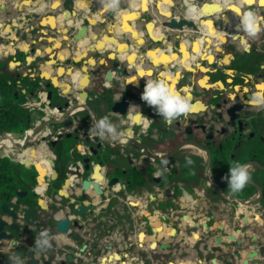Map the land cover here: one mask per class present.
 <instances>
[{"label":"flooded vegetation","instance_id":"1","mask_svg":"<svg viewBox=\"0 0 264 264\" xmlns=\"http://www.w3.org/2000/svg\"><path fill=\"white\" fill-rule=\"evenodd\" d=\"M139 1L143 7L149 2ZM257 2L177 0L170 9L175 22L197 27L167 35L171 22L163 17L161 31L156 28L168 43L159 42L171 43L176 59L167 67L150 61L142 72L133 68L126 76L121 75L126 67H118L119 78L109 86L91 75L79 91L86 92L85 100L69 98L66 88L48 87L41 72L18 73L20 88L24 78L34 76L27 77L33 84L31 108L27 100L21 104L31 113L11 123L9 131L0 129V141L7 138L14 153L34 146L47 156L27 165L0 146V219L5 220L2 226L8 222L12 227L5 229L0 242V264H166L178 250L164 253L163 235L168 228L176 229L175 237L182 232L181 224H189L185 214L193 222L190 214H264V196L257 187L264 181V106L252 103L257 93H264L259 87L264 85V5ZM17 5L37 8L31 1ZM250 6L261 29L255 36L240 25ZM208 21L216 34L202 29L211 31ZM181 41L189 43L187 58ZM194 42H200L199 49H194ZM8 46L0 43L2 51ZM135 76L138 85L130 82ZM157 77L191 102L190 111L171 124L141 99L146 79ZM48 91L53 92L51 101ZM78 101L83 105L63 117L53 138L44 139L62 113L54 112L56 106ZM115 103L119 105L113 110ZM105 117L111 133L97 129V121ZM38 127L25 145L20 142ZM236 162L248 166L250 179L233 192L225 177ZM250 202L256 203L248 206ZM41 232L48 234L50 246L37 247Z\"/></svg>","mask_w":264,"mask_h":264},{"label":"crops","instance_id":"2","mask_svg":"<svg viewBox=\"0 0 264 264\" xmlns=\"http://www.w3.org/2000/svg\"><path fill=\"white\" fill-rule=\"evenodd\" d=\"M61 1V0H55ZM94 0L90 1H83V0H71L70 7L66 6L65 3H60V7L55 10L53 4H49L46 0H44V5L37 9L38 12H43L44 8H49L45 16H51L54 20L56 25L59 26H67L68 23L65 22L62 18L63 10L65 8H73L75 6L77 10V14L85 16H93L99 18L100 15L93 9L94 5L92 4ZM95 0V4H96ZM164 0H154V3L147 2V7H143L140 4H133L131 0H122V2L115 8H111L110 11H115V15L110 17L107 14L108 20L106 23H99L94 27H91L86 21L79 19L76 16L75 26L72 28L70 33L64 32H55L53 30H49V33L46 34L47 30H43L39 27V20L34 21V10H28L27 8L24 9V12H20L18 7H16V14L8 15L7 17H11L12 24L16 21V25L13 24V29H9L6 31V26L4 24H0V28L4 32H8L7 35L16 39V43L14 45H9L10 48H15L13 55V60L22 61V64L14 69H17L19 74H24L26 72H41L42 74H47L49 78L56 76V71L59 66H63L66 69L65 75L63 77L58 78V88L59 91L61 89L66 88L69 94V98L76 99L80 90L86 87V83H89L91 80L90 76L94 75L95 80H99L100 84L104 86H109L113 83V81L117 80L119 77L116 76L115 68L113 67V63L115 60L113 56H118L122 59H128V61L135 60V56L137 55L136 49L139 48V63L143 66H148L151 60L150 57L147 56V49L149 48H159L164 50V53L169 56L171 55V60L173 57L176 59V53H173V49L171 48V43L168 46H163L159 40H154L148 33L147 24L149 21L156 22L157 29L161 31L163 26V16L161 14L170 13L171 5L169 8L165 7V13L159 10L158 6L156 5ZM172 1V0H171ZM21 2V0H17V3ZM66 2V1H65ZM109 0H104L101 3H97L95 7L99 8L102 4H108ZM16 5V4H15ZM89 5V6H88ZM18 6V5H17ZM36 7H38L36 5ZM146 9H149L146 11ZM215 10V8H214ZM19 11V13H18ZM32 11V12H29ZM172 11V10H171ZM152 14V19L145 20L144 16L146 13ZM18 14V15H17ZM24 15V16H23ZM44 16V15H43ZM143 17V18H142ZM79 19V20H78ZM144 20V21H143ZM31 24H29V22ZM53 21V20H52ZM209 22V23H208ZM207 25L211 27V31H208L205 26H202V29L205 33L208 34H216V29L213 27L212 23L208 21ZM178 25L176 27L180 28V31L185 29V23L177 22ZM33 27H36L37 35H33L31 30ZM168 33L174 34L177 33V30H168V26H166ZM175 27V26H171ZM143 30V33H142ZM13 35V36H12ZM19 36V37H18ZM13 40V38H11ZM11 40V41H12ZM121 43V49H119V44ZM124 43V44H123ZM127 43V44H126ZM4 45H8L5 43H1ZM194 49H199L200 42L192 43ZM49 46H53L56 49L57 55L60 57L58 62L51 61L49 54L46 53V48ZM57 46V47H55ZM29 49L28 51L26 49ZM36 49V53L32 52V49ZM6 50V49H5ZM3 50V51H5ZM189 52V43L185 42L182 46V51ZM186 54V53H185ZM4 56V55H3ZM29 56L32 60H27ZM82 56L84 58L82 61L76 63V57ZM92 57L96 60V64H88L86 63L87 58ZM188 56H185L187 58ZM46 62V63H45ZM189 66V62L183 61ZM161 64V63H159ZM123 66V65H122ZM120 66V67H122ZM169 66V64L165 65V67ZM83 67H86L83 69ZM100 69V75H95V71ZM13 70V69H12ZM114 71V72H112ZM113 75V78L110 80V76ZM58 75V74H57ZM33 78V73L30 76ZM26 77V78H27ZM74 77L75 79H73ZM98 78V79H97ZM48 79L45 82H49ZM98 82V81H97ZM75 83V85H73ZM27 92V91H26ZM28 91L27 95L28 98L26 99V106H30L31 108V94ZM84 92V91H83ZM42 100L46 98V92H41ZM76 112V109L72 110ZM140 116H136V121L140 122ZM3 143H7L3 141ZM67 146L68 144L65 143ZM44 147V146H43ZM76 147V145L74 146ZM30 149V147H29ZM36 149L34 146H31V150ZM40 149H36V153L38 155ZM46 154L41 155L39 158L40 161H43L41 157L46 159ZM192 219H194L196 223V227L192 228V231H202L199 224L204 223V221H208L211 223V228L213 230H218V227L223 225L226 230V234H236L237 238H242L243 233H239L236 229L241 226H246V230L249 232L247 235V241L253 237L257 236L259 247L264 250V214H214L212 217L208 214H190ZM245 215L249 219V225L244 222V218L242 216ZM212 218L213 220H210ZM191 218H188L190 221ZM182 232H180L175 238H171V241H175L177 243V247L174 249L178 250V255L174 256V260L172 262H167L166 264H211V260L213 257H217L218 264H223L224 259L222 256L218 257L217 255L209 253V255L199 254L198 245L195 244V241L192 239V235L194 232H190L189 236L186 235L184 232L185 228L190 226V224H185L184 222L181 224ZM170 228L166 229V232H169ZM216 233L221 234L220 231H216ZM215 233V234H216ZM167 240V237L164 239ZM215 245V244H214ZM213 246V244H210ZM253 247V246H252ZM255 249L254 247L251 248ZM169 252V251H168ZM246 255V251H245ZM244 255V256H245ZM173 257V256H172ZM230 260H232L230 258ZM234 264H243V260H239L235 257Z\"/></svg>","mask_w":264,"mask_h":264},{"label":"water","instance_id":"3","mask_svg":"<svg viewBox=\"0 0 264 264\" xmlns=\"http://www.w3.org/2000/svg\"><path fill=\"white\" fill-rule=\"evenodd\" d=\"M24 1L35 2V3H37L36 5L38 6L37 9H42V8H40L42 6V0H24ZM83 1H90V0H83ZM103 1L104 0H98V1H96V4H95V0H94L92 3L94 5L93 9H95V11H97V13L100 15L99 18H96L93 16H85L84 17L83 15L78 16L77 10H76L75 6H73V8H71V9L65 8L63 10L62 18H64L63 20L68 23L67 26L63 27V26L56 25V23H55L56 19L54 20L51 17L53 15H47V17L46 16L39 17L40 18V20H39L40 26L39 27H41L43 30H47L46 34L49 33V30H53L55 32H60V33L61 32L70 33L72 28L75 26V23H77L75 20L76 16H78L79 19L83 18V20L86 21L88 24H90L91 27H94L99 23H106V21L108 20V18H107V14H109L108 12H110L109 16L113 17L115 15V13H114L115 11H113V10L110 11L111 8L106 7L107 4H102L99 8L95 7L97 5V3H101ZM121 2H122V0H117L118 5ZM150 2L154 3L153 0H151ZM175 4H176V1L172 0L171 7L175 6ZM156 5L158 6L159 2ZM16 6H17V3H16ZM24 6L25 7H23V9H21L19 6H17L18 9L20 10V12H24V9L27 8V5H24ZM60 6H61L60 4L57 5V7H55V10L58 9ZM37 9L34 10L35 14H38ZM44 9H46V8H44ZM148 10L149 9H146V11H148ZM248 10L253 12L254 8L252 6H250V7H248ZM161 15L164 18H167L168 20H170V22H173V20L175 19L174 14L171 10H170L169 15H166V14H161ZM179 21H181V20L179 19ZM16 23H17L16 21L13 22L14 25H16ZM221 23L222 22H220V21L218 22V24H221ZM167 24H168L167 25L168 30H177V31L180 30V28H178L176 26L171 27V23H169V22H167ZM194 27H197V26H194V24H193V25H190V26L185 27V28H194ZM10 29H12V28H10ZM33 29H37V28L33 27L32 30ZM4 42H5L4 40L1 41V43H4ZM184 43H185L184 41H181V43H180V45H181L180 50L181 51H182V46L184 45ZM120 45L121 44H119V47H120ZM36 51H37L36 49H34V48L32 49V52L36 53ZM10 53L14 54L15 51L10 52ZM46 53L49 54L50 56L53 55V57L55 59L59 60L57 58L56 49L54 47L50 46V47L46 48ZM189 53H190V51L188 52V50L183 52L184 58H185V55H189ZM135 58L136 59L132 60V61H128V59H127L126 63L123 64L126 67V70H125L126 72L130 73V71L133 70V68H135L138 71H141V70H139L140 65L138 64L139 54H137L135 56ZM83 59L84 58H82V56H77L75 62L78 63V62L82 61ZM27 60H31L30 56ZM128 62H130V63H128ZM86 63H88V64L90 63V64L94 65V64H96V60L92 57H89V58H87ZM21 64H22V61H18V60H11L10 61V66H13V68L18 67ZM113 66L117 68L119 65H118V63L115 62L113 64ZM85 68L86 67H83V69H85ZM59 69H62L63 72L59 73ZM142 69H143V67H142ZM65 72H66L65 67L59 66L58 70L56 71V76L49 78L47 76V74L45 73V74L41 75V78H42V81H47L48 79H50L48 84H47L48 87H50L51 85L58 87V81L57 80H58L59 76L65 75ZM27 74L28 73H24V76H26ZM41 84H43V83H41ZM67 92H68L67 90H64V94ZM221 96L222 95L219 94V95H216L215 98H220ZM0 97H1V95H0ZM52 98H53V92L48 91L47 99L51 101ZM231 101H234V100H231ZM83 103L78 101V102H66L64 105L58 104L56 106V110H57V112H62V113H61L59 118H56L55 120L52 121V123L49 126V130H51V131L48 133V135L44 136V139L53 138L54 134L56 133V126H58L59 124H61L63 122V117L71 116L70 114H71V112H73L72 110H74V109L78 110L83 105ZM118 105H119V103H115L112 106V109L116 110ZM233 108H234V104H232V106H231V109H233ZM124 112L125 111L122 110L121 113H124ZM39 130H40V127L28 131L27 133H25L23 139L20 142H23V144L25 145L26 142H28ZM61 136H62V134H59L58 138H61ZM262 170H264V168H262ZM78 177H80V173H78ZM99 178L101 179L102 177H99ZM257 187L260 190V193L262 194V196H264V181L262 182V184H259ZM255 203L256 202H250V203H248V206H254ZM188 218H189L188 214H185L183 216V219L185 221H188ZM242 218H244V222H246V224L249 225V223H250L249 219L245 215H243ZM3 220H2V218L0 219V242L4 241V239H5V236H6L5 229L8 228L9 230H12V227L8 224V222H5L4 226H2ZM189 224H190V227L187 230H185L183 233H185L186 235L189 236L190 232H194L192 235V239L195 241V244L198 245L199 254L205 253L206 255H209V253L211 252V254L217 255L218 257L222 256L224 259L223 264H234L235 257L239 260H243V264H264V250L261 248H258L259 242H258L257 236L251 237L248 241L246 240L247 239L246 237L249 234V232L246 230V226H241V227H238L236 229L239 233H243L242 238H237L235 233L234 234H226V230H225V227L223 225L219 226L218 230H213L211 228L212 225H210L209 220L204 221V223H202V224H199V226L202 229L201 232L200 231L198 232L196 230L191 231L192 230V229H190L191 227L192 228L196 227L195 222L190 220ZM158 231H159V229H154V232H158ZM216 231H220L221 234L216 233ZM176 232H177L176 229L171 228L170 232H166L163 235V239H165L167 237V240H164L162 245H161V249L164 251V253L168 254V253L174 252L175 249L173 246V242L170 239L175 237ZM210 244H213V246H210ZM252 246L255 249L251 250V248H253ZM152 247H154V245H152ZM245 251H246V255H245ZM173 258H174V255H173ZM230 258L232 260H230ZM211 264H218V259L216 256L212 258Z\"/></svg>","mask_w":264,"mask_h":264},{"label":"clouds","instance_id":"4","mask_svg":"<svg viewBox=\"0 0 264 264\" xmlns=\"http://www.w3.org/2000/svg\"><path fill=\"white\" fill-rule=\"evenodd\" d=\"M116 6L117 0H109L106 5V7L110 8H115ZM240 25L249 36H255L261 30L259 18L251 11L241 17ZM141 99L148 105L154 106L159 115L168 124H171L178 117L186 115L191 109L189 98L182 95L177 89L170 86L166 79L161 77L146 79ZM252 103L257 106H264V93H257L252 98ZM97 129L101 132L107 131L111 133L113 131L106 117L97 121ZM187 162L191 164L192 160L189 158ZM225 179L228 187L233 192L242 190L250 179L248 166L244 163L236 162L229 167V172ZM36 245L39 248L50 246L48 234L41 232Z\"/></svg>","mask_w":264,"mask_h":264},{"label":"bare ground","instance_id":"5","mask_svg":"<svg viewBox=\"0 0 264 264\" xmlns=\"http://www.w3.org/2000/svg\"><path fill=\"white\" fill-rule=\"evenodd\" d=\"M137 1H139V0H131V2H133V4H141V2L139 1V2H137ZM142 2H145V1H143V0H141ZM149 1V0H148ZM151 1V0H150ZM149 1V2H150ZM255 0H251V2H254ZM153 2H154V0H153ZM247 2L248 3H251V2H249V0H247ZM258 2H259V4H261V5H264V4H262L261 3V0H258ZM257 2V3H258ZM4 3V0H0V6L1 7H3V4ZM34 4H35V6H36V4L37 3H35L34 2ZM172 4V1L171 0H164V1H162L161 3H160V5H158V8H159V10H162V12L165 10V7L167 6L168 8H169V5H171ZM215 4L217 5V6H219L220 4L218 3V1H216L215 2ZM42 5H44V0H42ZM57 5H59V1H56L55 3H54V7H57ZM142 6V5H141ZM160 7H161V9H160ZM195 6H191V9H193ZM236 10H238V7L237 8H235ZM234 10V9H233ZM165 12V11H164ZM202 12H204L205 13V9H203L202 10ZM165 13H167V12H165ZM232 13V12H231ZM231 13L229 14V20H230V17H231ZM233 16V15H232ZM239 20V19H238ZM171 25L172 26H176V25H178V23H176L175 22V20H173V22H171ZM147 28H148V33H149V35L151 36V38L152 39H154V40H162L164 43H168L167 42V40L165 39V37H164V34H162V33H160V32H156V25H154V24H147ZM142 33H143V30H142ZM13 36V35H12ZM121 44V43H120ZM8 46V45H7ZM50 47V46H49ZM51 47H53V46H51ZM55 47H57V46H55ZM119 49H121V46L119 47ZM139 48H137L136 49V54H138L139 52H140V49L138 50ZM27 51L29 50L28 48L26 49ZM147 50H149V51H147V56L148 57H150L151 58V60H153V62L156 64V65H158L159 63H162L164 66L167 64H169V62L171 61V59H170V57H171V55H169V56H167L165 53H164V50H161V49H159V48H157V49H155V48H149V49H147ZM2 48L0 47V56L2 57L3 55L5 56L6 54H10V52H14V48L12 47V48H10L9 46L6 48V50L5 51H2ZM56 55H57V53H56ZM49 57H50V60L51 61H57L58 62V60L57 59H55L54 57H53V55H49ZM57 58L59 59L60 57L57 55ZM30 59L32 60V58L30 57ZM113 59L115 60V62L116 63H118V67H120V66H122L124 63H126V60L127 59H122V58H119L118 56H113ZM136 59V58H135ZM114 64V63H113ZM9 65H10V63H9ZM139 65H140V69L139 70H143L142 69V67H143V65H141V63H139ZM124 66V65H123ZM10 67H12L13 68V66H10ZM114 67V66H113ZM117 67V68H118ZM115 69V71H116V67H114ZM57 70H58V68H57ZM66 70V69H65ZM63 72V70L62 69H59V73H62ZM112 72H114V71H112ZM140 72H142V71H140ZM127 73L128 72H125V71H123V70H121V75L122 76H126L127 75ZM112 74V73H111ZM113 75L114 74H112L111 76H110V80L113 78ZM64 76V75H63ZM63 76H59V77H63ZM73 79H75L74 77H72ZM129 80V78H127V81ZM130 82H132L133 84H136V85H138L139 84V82H138V78L135 76V77H131L130 78ZM73 85H75V83H73ZM76 96H78V98H81V99H83V100H85L86 99V92H83L82 91V93H78V95H76ZM84 97V98H83ZM54 112H57V110H55ZM3 141H5V142H7V143H3ZM10 144V145H9ZM0 146H4L5 147V149H6V151L7 150H10V152H11V149L13 148L12 146H13V144H11L10 143V141L8 140V139H2V141H0ZM6 147H8V148H6ZM12 154H10L13 158H17L18 160H21V161H23L25 164H32L33 162H35L36 161V156L37 157H40L41 155H44V153H45V151L44 150H42V148H40V151H39V153H38V155H37V153H36V149L34 150V149H32L31 150V146H30V149H27L26 151H24L23 153H17V155H16V153H14V152H11ZM32 156V157H31ZM29 157H31L30 159H27V158H29ZM41 159L42 160H46L45 158H43V157H41ZM215 184V183H214ZM189 199V198H188ZM187 203V202H186ZM186 203H183L184 205H186ZM246 205V204H245ZM242 206V205H241ZM246 209V208H245Z\"/></svg>","mask_w":264,"mask_h":264},{"label":"trees","instance_id":"6","mask_svg":"<svg viewBox=\"0 0 264 264\" xmlns=\"http://www.w3.org/2000/svg\"><path fill=\"white\" fill-rule=\"evenodd\" d=\"M13 57L11 54L0 56V95L2 98L1 102H3L0 103V129L6 131L11 129V126H9L11 123L25 120L31 113L29 109L21 107V104L26 101V95L28 91L32 90L33 84L28 78H24L22 82L25 86L22 85L20 88L19 84L21 80L18 71L9 65ZM24 88L27 90L25 93L22 90ZM7 153L12 154L10 150H7ZM36 158L39 162L44 161H40L37 156Z\"/></svg>","mask_w":264,"mask_h":264},{"label":"rangeland","instance_id":"7","mask_svg":"<svg viewBox=\"0 0 264 264\" xmlns=\"http://www.w3.org/2000/svg\"><path fill=\"white\" fill-rule=\"evenodd\" d=\"M49 4H53L54 5V3H55V0H46ZM66 1V2H65ZM71 0H61V1H59V4L60 3H65L66 4V6H68V7H70V6H72L71 5V2H70ZM176 2H177V0H176ZM17 3V0H4V3L2 4L3 5V7H1L0 6V24H4V25H6L7 27H6V31L8 30L9 31V29L10 28H12L13 30H14V26H13V24H12V19H11V17H7L8 15H13V14H16L17 13V11H16V4ZM23 7H25V6H23ZM54 7V6H53ZM23 9V8H22ZM48 9L49 8H46L45 10H43V12H38V14H35L34 13V21H36V20H38L39 19V17H41V16H45V14L47 13V11H48ZM29 12H32V11H29ZM18 13H19V11H18ZM153 14V13H152ZM151 14V15H152ZM18 15V14H17ZM24 16V15H23ZM153 16V15H152ZM151 16H149V14L148 13H146L145 14V16H144V18L146 19H152V18H150ZM143 18V17H142ZM144 21V20H143ZM31 22L32 21H30L29 22V24H31ZM30 31V33L32 32L33 33V35H37V31H36V29H31V30H29ZM7 33L8 32H4L1 28H0V43H1V41L2 40H4L5 42V44H8V45H14L15 43H16V39L14 38V36L13 37H10V35H7ZM14 33L16 34V31L14 30ZM19 37V36H18ZM11 38H13V40L11 39ZM12 40V41H11ZM15 49V48H14ZM2 99V98H1ZM0 99V100H1ZM0 103H3V102H1L0 101ZM16 155H17V153H16ZM159 224V223H158ZM157 224V225H158Z\"/></svg>","mask_w":264,"mask_h":264},{"label":"snow or ice","instance_id":"8","mask_svg":"<svg viewBox=\"0 0 264 264\" xmlns=\"http://www.w3.org/2000/svg\"><path fill=\"white\" fill-rule=\"evenodd\" d=\"M249 2H251V0H249ZM261 3L264 4V0H261ZM259 87L264 88V85H260Z\"/></svg>","mask_w":264,"mask_h":264}]
</instances>
